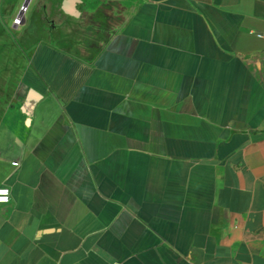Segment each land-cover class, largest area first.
Wrapping results in <instances>:
<instances>
[{
    "label": "crops",
    "instance_id": "crops-1",
    "mask_svg": "<svg viewBox=\"0 0 264 264\" xmlns=\"http://www.w3.org/2000/svg\"><path fill=\"white\" fill-rule=\"evenodd\" d=\"M128 6L31 50L0 114V264H264V0Z\"/></svg>",
    "mask_w": 264,
    "mask_h": 264
},
{
    "label": "rangeland",
    "instance_id": "rangeland-1",
    "mask_svg": "<svg viewBox=\"0 0 264 264\" xmlns=\"http://www.w3.org/2000/svg\"><path fill=\"white\" fill-rule=\"evenodd\" d=\"M24 1L0 0V114L10 106L21 112L26 104L32 87L25 71L36 43L50 41L69 49L91 44L118 28L130 11L123 8L124 1L134 0H81L78 16L64 10V0H30L22 21Z\"/></svg>",
    "mask_w": 264,
    "mask_h": 264
},
{
    "label": "water",
    "instance_id": "water-1",
    "mask_svg": "<svg viewBox=\"0 0 264 264\" xmlns=\"http://www.w3.org/2000/svg\"><path fill=\"white\" fill-rule=\"evenodd\" d=\"M74 2H78V0H70L66 3V9L69 11V12H72L74 14H77V10L74 9ZM30 4V0H25L22 7H21V10L19 12V16L21 17L22 21H24V14H25V10L27 9L28 5Z\"/></svg>",
    "mask_w": 264,
    "mask_h": 264
},
{
    "label": "built area",
    "instance_id": "built-area-1",
    "mask_svg": "<svg viewBox=\"0 0 264 264\" xmlns=\"http://www.w3.org/2000/svg\"><path fill=\"white\" fill-rule=\"evenodd\" d=\"M0 189H6L7 190L6 193H0V194H6L7 200L4 201V202H9L10 199H11V189H10V187L6 186V185H0Z\"/></svg>",
    "mask_w": 264,
    "mask_h": 264
},
{
    "label": "clouds",
    "instance_id": "clouds-1",
    "mask_svg": "<svg viewBox=\"0 0 264 264\" xmlns=\"http://www.w3.org/2000/svg\"><path fill=\"white\" fill-rule=\"evenodd\" d=\"M7 190L6 189H0V193H6ZM7 200V196L6 194H0V202H4Z\"/></svg>",
    "mask_w": 264,
    "mask_h": 264
}]
</instances>
